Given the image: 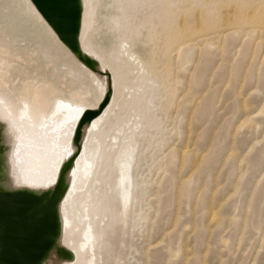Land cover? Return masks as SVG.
<instances>
[{
    "label": "rangeland",
    "instance_id": "obj_1",
    "mask_svg": "<svg viewBox=\"0 0 264 264\" xmlns=\"http://www.w3.org/2000/svg\"><path fill=\"white\" fill-rule=\"evenodd\" d=\"M88 5L78 52L111 69V95L29 0H0V115L110 99L87 199L96 264H264V0ZM124 137L137 155L127 213ZM80 232L56 236L41 264H87L86 249L66 254Z\"/></svg>",
    "mask_w": 264,
    "mask_h": 264
},
{
    "label": "bare ground",
    "instance_id": "obj_2",
    "mask_svg": "<svg viewBox=\"0 0 264 264\" xmlns=\"http://www.w3.org/2000/svg\"><path fill=\"white\" fill-rule=\"evenodd\" d=\"M79 1L81 20L89 5L88 0ZM100 57L90 54L85 58L95 65L96 70H90L97 86L103 93L111 95V69ZM103 103L98 110L92 111L90 105L59 97L50 112L38 120H33L26 103L17 117H9L4 113L0 115V191L49 193L57 184L60 172L65 171L62 193L57 204V239L62 238L64 242L69 231L73 233L78 229L80 232L79 227L83 223L80 232L83 239L66 254L68 260L78 261L80 249H86L87 264H96L95 233L87 199L97 180L94 177L100 164L97 153L101 146L100 135L106 129L110 99ZM81 119L82 123L79 124ZM114 139L118 140L117 137ZM127 139L123 138L115 160L119 205L124 213L129 211L132 174L137 158L135 143ZM78 205L83 207L82 210L77 208V215L74 209Z\"/></svg>",
    "mask_w": 264,
    "mask_h": 264
},
{
    "label": "water",
    "instance_id": "obj_3",
    "mask_svg": "<svg viewBox=\"0 0 264 264\" xmlns=\"http://www.w3.org/2000/svg\"><path fill=\"white\" fill-rule=\"evenodd\" d=\"M29 1L57 39L92 71L96 70L95 65L78 52L80 1ZM64 173L60 172L57 184L49 193L0 191V264H41L58 233L57 204Z\"/></svg>",
    "mask_w": 264,
    "mask_h": 264
}]
</instances>
